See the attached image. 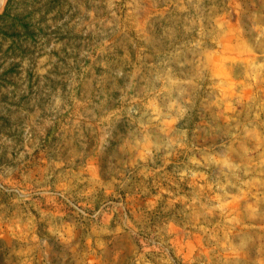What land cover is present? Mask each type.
Returning <instances> with one entry per match:
<instances>
[{
    "label": "rangeland",
    "instance_id": "374dc122",
    "mask_svg": "<svg viewBox=\"0 0 264 264\" xmlns=\"http://www.w3.org/2000/svg\"><path fill=\"white\" fill-rule=\"evenodd\" d=\"M4 12L0 264H264V0Z\"/></svg>",
    "mask_w": 264,
    "mask_h": 264
},
{
    "label": "bare ground",
    "instance_id": "6f19581e",
    "mask_svg": "<svg viewBox=\"0 0 264 264\" xmlns=\"http://www.w3.org/2000/svg\"><path fill=\"white\" fill-rule=\"evenodd\" d=\"M3 4H4V0H1V4H0V10L2 9L3 7Z\"/></svg>",
    "mask_w": 264,
    "mask_h": 264
},
{
    "label": "trees",
    "instance_id": "16d2710c",
    "mask_svg": "<svg viewBox=\"0 0 264 264\" xmlns=\"http://www.w3.org/2000/svg\"><path fill=\"white\" fill-rule=\"evenodd\" d=\"M5 15V12L0 15V19Z\"/></svg>",
    "mask_w": 264,
    "mask_h": 264
}]
</instances>
